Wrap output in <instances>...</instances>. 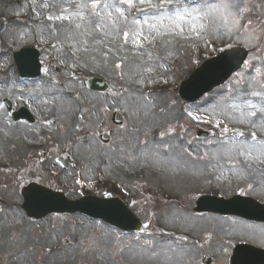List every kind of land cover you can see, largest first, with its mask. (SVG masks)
Masks as SVG:
<instances>
[{"label":"rangeland","instance_id":"rangeland-1","mask_svg":"<svg viewBox=\"0 0 264 264\" xmlns=\"http://www.w3.org/2000/svg\"><path fill=\"white\" fill-rule=\"evenodd\" d=\"M91 3L0 0V131L7 116L3 98L21 105V94L27 99L36 98L38 91L57 95L52 107H48L51 99L41 98L40 122L22 125V131L9 126L0 135V247H4L0 264H115L119 258L125 262L124 256L131 255L132 250L115 251L113 244L122 247L132 242L140 245L131 244L137 264H202V253L212 254L214 234L219 243V236H225L229 228L214 222L212 213L198 216L193 212L198 195L213 187L209 179H203L209 175L206 163H202L200 181L193 159L199 167L203 161L199 159L236 160L231 166L238 173L232 179L234 184L226 187L228 194L252 178H263L256 170L252 176L254 171L241 159H264V0H173L164 9L170 13L180 9L185 19L176 23L182 32L139 0L132 4L100 0L95 9ZM152 3L159 4L160 0ZM211 3L214 5L205 6ZM105 4H115L123 16ZM149 13L152 15L143 16ZM139 32L143 35L137 38ZM234 44L252 50L245 67L197 104L182 101L178 95L180 81L206 57ZM32 46L41 49L46 68V78L37 84L19 79L13 59L15 51ZM136 47L142 53L136 54ZM53 57L57 58L58 77L65 81L61 87L51 83ZM145 63L157 72L155 76L144 77ZM74 73L82 78L102 77L112 90L104 95L90 92L82 78L72 82ZM150 85L159 87L158 93L149 92ZM80 106L83 114L78 118L75 111ZM50 108L51 115L53 108L57 110L54 125L44 115ZM115 109L125 117V125L113 126V139L101 144L97 133L103 132ZM26 127L40 131L37 140L38 133H27ZM197 127L212 128L219 134L199 141ZM235 129L238 132L233 135ZM10 131L16 134L14 138ZM165 133L174 136L166 144L157 142L155 138H166ZM33 136L35 142H31ZM154 147L160 150L159 160L166 158L161 164L154 159ZM100 152H105L106 159H100ZM61 155L70 156L72 169L63 170L57 161ZM133 172L141 176L133 190L119 187L117 182L130 184ZM30 180L62 190L73 199L108 192L126 197L125 192L132 191L138 196L132 208L147 221L146 232L137 238L108 232L102 222L80 214L31 221L20 208V186ZM141 180L148 181V188L138 182ZM150 188L156 194L153 201L145 196ZM64 239L68 243H63ZM46 247L51 250L46 251ZM219 252L229 253L222 247ZM224 254L213 256L212 264H228Z\"/></svg>","mask_w":264,"mask_h":264},{"label":"water","instance_id":"water-1","mask_svg":"<svg viewBox=\"0 0 264 264\" xmlns=\"http://www.w3.org/2000/svg\"><path fill=\"white\" fill-rule=\"evenodd\" d=\"M236 54L237 56L235 57V59L238 62L234 65L230 62L232 61L230 60L232 58L231 54H225L222 57L209 62L203 68H200L186 84L188 90L195 86V91L191 94L188 92V95L186 93H183V95L187 98L189 96L191 100L197 99V97L202 95L205 91L224 81L241 66L243 60L245 59V54L242 51L236 52ZM34 55L35 54L31 49L23 50L18 56L20 67H25L23 65L25 61L27 62V64H35L36 58L34 57ZM92 85L95 86V81H92ZM25 199V210L30 216L35 218H42L47 215V213H50L52 211L77 210L74 208L75 206L73 204L64 200L62 197H60V195L55 194L40 186H33L29 188L25 192ZM85 203L86 202L82 201L79 206H77L79 207L78 210H88V207L86 206L87 203ZM63 204L68 205L67 209H62ZM90 204H94L96 206V209L93 210V212L103 214V210L101 208H105L106 211H114L117 214H120L122 218L126 220L127 223L135 225V220L131 217V215L126 210L121 208V206L115 201H109L108 203H100L96 200H91ZM261 210L264 211V209L262 208ZM243 213L254 215L250 212ZM259 258V255L254 254L250 257L243 258L242 261L244 262V264H257Z\"/></svg>","mask_w":264,"mask_h":264},{"label":"snow or ice","instance_id":"snow-or-ice-1","mask_svg":"<svg viewBox=\"0 0 264 264\" xmlns=\"http://www.w3.org/2000/svg\"><path fill=\"white\" fill-rule=\"evenodd\" d=\"M140 4H145L148 3L149 5H151L153 8L156 9V14L160 15L162 19L166 18L170 21H172L176 28H178L181 32L183 31V28H180V25L178 23H176V20H184L185 16L181 13L179 8L174 9L171 13L168 11H165L164 9V5H171L173 4V0H160L159 4H154L152 3V0H139ZM121 4H132L133 0H120ZM100 4V0H92L91 3V7L93 9L97 8ZM105 8L111 7L113 8L116 12L120 13L121 16H123V13L121 12L120 8H118L115 4H105L104 5ZM209 7H211V5H209ZM185 12H187V9H184ZM96 15H99V13L97 12ZM108 16H111V12L107 13ZM190 15V13H189ZM49 19H52V17H49ZM57 19H61V17H57ZM126 19V17H125ZM136 24H139L140 21L139 20H134L133 21ZM152 28H156L155 25H152ZM140 35H143L142 32L138 33L137 38H139ZM125 36V40H127L128 38V33L125 32L124 33ZM252 115H255V113H252ZM241 135H243V133H241Z\"/></svg>","mask_w":264,"mask_h":264},{"label":"bare ground","instance_id":"bare-ground-1","mask_svg":"<svg viewBox=\"0 0 264 264\" xmlns=\"http://www.w3.org/2000/svg\"><path fill=\"white\" fill-rule=\"evenodd\" d=\"M149 15H151V14H143V16H149ZM135 52H136V54L142 53V51L138 47L135 48ZM147 66H148L147 63H145L143 65L144 68L147 67ZM155 75H156V73H155V70L153 68H147V69L144 70V77H151V76H155ZM164 119L166 121L167 120V117H164ZM152 153L153 154H156L155 157H154V159H156L155 161H159L160 164L163 163L164 159H166V158H163L161 160L158 159V154H160V150L158 148H155L154 147L152 149ZM131 255L132 256H135L136 255V253H135L134 250L131 252Z\"/></svg>","mask_w":264,"mask_h":264}]
</instances>
